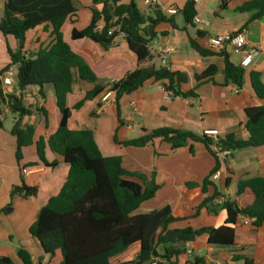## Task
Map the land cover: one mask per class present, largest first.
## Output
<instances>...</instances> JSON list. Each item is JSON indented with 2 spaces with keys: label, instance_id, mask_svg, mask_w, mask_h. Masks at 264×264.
Returning <instances> with one entry per match:
<instances>
[{
  "label": "crops",
  "instance_id": "obj_1",
  "mask_svg": "<svg viewBox=\"0 0 264 264\" xmlns=\"http://www.w3.org/2000/svg\"><path fill=\"white\" fill-rule=\"evenodd\" d=\"M71 1L76 12L63 24L62 38L70 49L87 63L100 83L117 81L138 66L153 65L181 73L184 76L181 91H193L194 95L186 99L171 97L164 82L147 81L135 92L121 98L117 105L111 93L106 101H102V95L85 102L79 110H74L73 106L93 88L90 83L75 82L67 97V106L71 109L68 129L90 130L104 157L120 156L123 169L142 173L158 187L154 197L142 203L133 215L147 214L165 206L179 219L194 215L201 200L214 194L213 187H208L206 193H202L200 188L186 187L187 183L201 184L214 167L213 157L202 144H193L194 154H190L188 147L172 150L170 145L160 138L141 148L124 147L114 143L113 139L115 137L118 142H124L157 128H169L189 131L198 136L215 131L218 139L233 135L236 140H246L244 111L264 106V99L255 96L249 80V73L256 72L264 85V15L250 21L253 12L237 11L247 0H232L225 9H220L219 0H192L196 13L194 17H198L203 23L195 24L192 20L191 24H186L182 8L189 0H156L159 10L165 18L171 19L172 23L162 22L156 26V33L150 44L155 38L156 43L153 47L149 44L152 58L138 63L122 35L116 36L106 48L86 38L71 40V30L85 28L91 15L89 0ZM4 2L5 0H0V12ZM135 4L145 16L151 15L152 6L145 5L143 0H135ZM142 7L145 11H142ZM169 8H174L176 14H167L166 10ZM101 27L100 22L97 30ZM241 31L245 32V46L238 51L231 44L224 47L229 61L236 66H240L246 52L252 56L250 64L243 68L244 81L238 89L224 79L222 56L202 58L192 50L189 43L193 40L205 48L207 40L217 34H238ZM50 32L49 25L28 31L25 35L24 55H31L39 48L51 44L53 37ZM7 47L15 52L18 42L11 36L4 37L0 34V70L10 62ZM208 68L215 69V74L210 80L196 83L195 76ZM14 74L15 66L10 69L12 78ZM10 89L11 87L4 86L5 92H10ZM165 93H169V100L164 99ZM15 94L18 96V93ZM22 102L31 110V114L22 119V124L32 126L34 135L33 144L23 148L22 160L19 163L15 159V138L10 134L15 115L11 114L13 120L6 127L4 119L10 113L0 106L3 113L0 118V257L9 258L13 264H21L17 250L23 249L30 254L33 264H46L48 258L43 255L28 229L39 209L59 192L67 176L68 165L48 147L45 149V159L48 163L55 161L54 168L44 167L36 155L34 142L40 137L46 139L53 134L60 118L52 88L30 87L23 94ZM29 164L35 165L28 167ZM23 167L27 170L25 175L21 172ZM215 175L216 178L211 179L222 195L225 198L233 197L238 180L264 178V146L232 152ZM226 178L230 179L227 188L224 187ZM21 180L27 186L37 188L34 197L23 199L10 196L12 187L19 185ZM236 201L239 207L244 208L252 203L253 196L246 191L237 197ZM225 218L224 210L219 209L216 213L202 210L194 218L176 222L169 228H217L224 224ZM251 222L248 219L239 220L234 227V244L230 247L209 245L206 236L184 244L185 253L178 258V264H189L194 257H201L206 263L212 264H242L232 262L231 259L233 255L239 254L251 259L254 264H264V225L253 228ZM137 252L138 245L134 244L121 255L112 258L110 264L132 263ZM202 252L204 256L201 255ZM60 260V253L56 252L51 264H58Z\"/></svg>",
  "mask_w": 264,
  "mask_h": 264
},
{
  "label": "trees",
  "instance_id": "obj_2",
  "mask_svg": "<svg viewBox=\"0 0 264 264\" xmlns=\"http://www.w3.org/2000/svg\"><path fill=\"white\" fill-rule=\"evenodd\" d=\"M230 1L232 0H219L220 9H225ZM89 3V24L81 30L73 28L70 33L71 40L86 38L106 48L116 36L122 35L138 63L152 58L149 44L155 36L156 26L162 22L172 23L157 7H153L150 16H145L136 7L135 0H89ZM237 11L253 12L249 20L258 19L264 15V0H247ZM75 12L76 8L71 0H5L0 17V34L4 37L11 36L18 42L15 52L7 47L10 62L0 70V106L15 115L10 134L16 142L17 163L22 160L23 148L33 144L34 128L22 124V119L31 114L30 108L22 102L25 91L35 86L40 89L50 86L60 117L53 134L46 139L40 137L34 142L38 161L44 167L56 166L55 161L48 163L45 159L47 147L68 165V173L59 192L39 209L28 229L30 236L48 258L46 264H51L56 252L61 256L58 264H110L112 258L121 255L134 244L138 245L137 256L128 264H150L154 260L157 261L156 264H178V258L185 253L184 244L194 242L200 236H206L209 245L230 247L234 244V227L240 219L251 220L253 228L263 226L264 178L238 180L234 196L226 197L221 203L215 202L222 193L211 178L220 171L228 158L222 162L218 153L227 150L231 155L236 150L264 146V106L244 111L246 140H236L233 135L213 140L204 134L198 136L189 131L169 128H157L124 142H118L114 137V143L136 148L144 147L160 138L172 150L188 147L190 154H194L193 144L199 143L214 159V167L201 184H186L187 188H200L202 193H206L208 187L214 188V194L204 197L196 206L194 215L183 219L176 218L168 206L147 214L133 215L142 203L154 197L158 187L142 173L123 169L120 156L104 157L90 130L68 129L71 109L67 106V97L71 93L72 85L75 82L93 85L92 90L86 92L73 106L74 110H79L85 102L107 92L114 95L117 105L121 98L135 92L147 81L164 82L171 97L186 99L194 94L193 91H181L180 86L184 81L181 73L153 65L138 66L117 81L100 83L87 63L62 38L61 28ZM195 14L194 2L187 1L182 8L184 22L191 24ZM100 22L102 27L97 30ZM45 25L51 28L53 42L25 56L23 48L26 33ZM111 29L113 31L109 35ZM189 44L202 58L222 56L225 81L238 89L242 87L245 71L229 61L225 49L214 52L200 47L193 40ZM14 66L12 86L7 93L1 79ZM214 74L215 69L208 68L196 75L195 81L200 83L210 80ZM249 80L255 96L264 99V85L259 74L250 72ZM2 114L0 111V118ZM34 165L29 164L28 167ZM229 184L230 179L226 178L224 187L227 188ZM246 191L252 194L253 201L242 208L238 206L236 198ZM36 194L37 188L27 186L23 180L19 185L13 186L10 192L11 197L19 196L23 199ZM219 209L225 211L226 218L224 224L217 228H169L171 224L194 218L202 210L216 213ZM17 256L21 264H33L27 251L18 249ZM231 259L232 262L254 264L251 259L240 254L233 255ZM188 263L212 264L206 263L201 257H194ZM0 264L13 262L7 257H0Z\"/></svg>",
  "mask_w": 264,
  "mask_h": 264
},
{
  "label": "built area",
  "instance_id": "obj_3",
  "mask_svg": "<svg viewBox=\"0 0 264 264\" xmlns=\"http://www.w3.org/2000/svg\"><path fill=\"white\" fill-rule=\"evenodd\" d=\"M143 3L145 5L148 6H152V7H158V2L156 0H143ZM167 14L169 15H174L176 14V10L174 8H169L166 10ZM193 22L195 24H202L203 21L201 19H199L198 17H194L193 18ZM97 29V27H96ZM113 31V29H111L108 34L110 35L111 32ZM231 44L233 45L234 49L236 51H238L240 48H242L243 46L246 45V39H245V32L241 31L238 34H231V33H221V34H217L211 38H209L206 42V47L207 49H210L212 51H219V50H223L225 45ZM252 56L251 54H249L248 52H246L245 56L243 57V59L240 61V67L244 68L247 67L250 62H251ZM12 76L10 75V71L7 75H5L2 79H1V83L3 86H8L11 87L12 86ZM111 92H107L103 95L102 97V101H106L108 99V97L110 96ZM170 95L169 93H165L164 95V99L165 100H169ZM4 111H7L5 107H3ZM205 136L215 140L217 133L215 131H208L204 133ZM230 156V152L227 150H223L222 152L218 153V158L220 159V161H224L227 157ZM22 174L25 175L27 174V170L26 169H22L21 170ZM212 178H216V175L212 176ZM225 196L222 195L221 197L216 199V203H221L222 201H224ZM156 260H154L153 262H151L150 264H156Z\"/></svg>",
  "mask_w": 264,
  "mask_h": 264
},
{
  "label": "rangeland",
  "instance_id": "obj_4",
  "mask_svg": "<svg viewBox=\"0 0 264 264\" xmlns=\"http://www.w3.org/2000/svg\"><path fill=\"white\" fill-rule=\"evenodd\" d=\"M1 10H2V9H1ZM142 11H145L144 7H142ZM1 12H2V11H1ZM1 12H0V16H1V14H2ZM12 120H13V119H12V115H11V114L6 115V118L4 119V124H5V126L8 127L9 124L12 122ZM7 210H8V209L6 208V211H7ZM158 251H159V253H160V252H161V248H159ZM43 255H44V254H43ZM201 255L204 256V253L202 252ZM44 256H45V255H44Z\"/></svg>",
  "mask_w": 264,
  "mask_h": 264
},
{
  "label": "water",
  "instance_id": "obj_5",
  "mask_svg": "<svg viewBox=\"0 0 264 264\" xmlns=\"http://www.w3.org/2000/svg\"><path fill=\"white\" fill-rule=\"evenodd\" d=\"M156 43V38L152 41V43L150 44L151 47H153V45ZM155 49H160L158 47H155Z\"/></svg>",
  "mask_w": 264,
  "mask_h": 264
}]
</instances>
